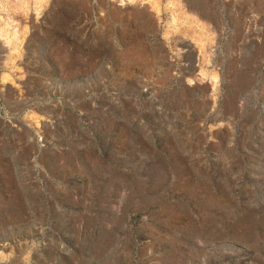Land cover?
Here are the masks:
<instances>
[{
	"label": "rangeland",
	"instance_id": "374dc122",
	"mask_svg": "<svg viewBox=\"0 0 264 264\" xmlns=\"http://www.w3.org/2000/svg\"><path fill=\"white\" fill-rule=\"evenodd\" d=\"M0 264H264V0H0Z\"/></svg>",
	"mask_w": 264,
	"mask_h": 264
}]
</instances>
